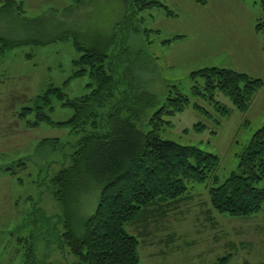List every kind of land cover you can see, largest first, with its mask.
<instances>
[{"label": "rangeland", "instance_id": "1", "mask_svg": "<svg viewBox=\"0 0 264 264\" xmlns=\"http://www.w3.org/2000/svg\"><path fill=\"white\" fill-rule=\"evenodd\" d=\"M6 1L0 5V264H77L63 239L66 216L53 180L71 165L82 135L49 123L27 126L39 121L38 106L53 123L74 116L56 95L51 107L38 105L50 89L76 100L96 88L90 76L74 78V62L81 56L76 37L82 45L108 46V62L127 72L117 76L123 86L133 82L136 91L158 99L137 124L141 131L152 129L151 119L168 97L186 96L189 104L182 111L162 116L160 138L219 157L212 177L220 185L239 173L240 156L264 127V87L242 113L223 93L211 95L207 79L193 74L219 68L264 82L260 3L148 0L166 9L140 0H11L16 5L3 9ZM1 39L23 44L2 53ZM25 109L34 111L22 117ZM46 140L59 142L43 144ZM212 177L189 185L182 201L157 205L125 226L141 242L140 264H213L227 255L230 264L264 263V233L253 239L248 232L264 229V206L248 218L217 214L208 193L219 186ZM257 187L264 188V180ZM98 199L94 187L81 197L72 218L77 230Z\"/></svg>", "mask_w": 264, "mask_h": 264}, {"label": "trees", "instance_id": "2", "mask_svg": "<svg viewBox=\"0 0 264 264\" xmlns=\"http://www.w3.org/2000/svg\"><path fill=\"white\" fill-rule=\"evenodd\" d=\"M81 4L84 0H75ZM149 7H165L160 2L140 0ZM206 5L207 0H192ZM260 3L264 0H245ZM5 0H0V5ZM6 1L3 9L16 5ZM166 8V7H165ZM167 9V8H166ZM169 16H173L169 12ZM262 26L258 25L257 30ZM183 37H178L180 39ZM5 43L2 53L18 48L23 43L1 39ZM74 45L81 54L74 62L78 69L74 78L90 76L96 88L76 100H68L60 89H50L39 97L46 107H51V97L56 95L64 106L75 113L67 122L53 123L38 106L39 121L27 123L38 127L49 123L54 127L68 128L81 134L78 150L71 157V165L64 167L54 178L55 197L64 208L66 221L63 239L77 264H140V240L130 235L127 224L139 222L142 214L157 205L176 203L189 194V185L205 183L220 167V158L205 153L197 147L182 146L159 136L164 124L163 115L173 116L188 104L186 96L168 97L166 103L151 119L152 129L145 133L139 124L147 110L156 107L158 99L146 92L136 91L133 82L123 86L118 75L127 72L116 69L108 62V46L82 45L74 38ZM207 79L206 91H216L228 96L239 112H247L255 95L264 82L246 74L211 68L193 74ZM89 85L88 88H91ZM196 95H202L195 88ZM37 102V100H36ZM110 106V112L105 109ZM34 109H25L21 116ZM156 120V121H155ZM58 140H46L53 144ZM209 189L213 210L221 216L248 218L258 214L264 206V188L257 185L264 180V127L252 138L240 156L239 173L232 174L223 184ZM99 191L94 213L81 219L78 230L73 222L81 197L92 188ZM34 257L33 253H30ZM231 256L220 258L213 264H230Z\"/></svg>", "mask_w": 264, "mask_h": 264}, {"label": "crops", "instance_id": "3", "mask_svg": "<svg viewBox=\"0 0 264 264\" xmlns=\"http://www.w3.org/2000/svg\"><path fill=\"white\" fill-rule=\"evenodd\" d=\"M248 232H252L251 238L254 239L256 237V235L258 236V233L260 234L259 236L262 237V235L264 233V229L257 228V229H253V230H248ZM262 250H264V243L262 245ZM244 264H250V263L248 261H245ZM260 264H264V263H260Z\"/></svg>", "mask_w": 264, "mask_h": 264}]
</instances>
